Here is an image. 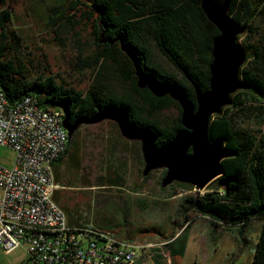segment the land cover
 <instances>
[{"label": "trees", "instance_id": "1", "mask_svg": "<svg viewBox=\"0 0 264 264\" xmlns=\"http://www.w3.org/2000/svg\"><path fill=\"white\" fill-rule=\"evenodd\" d=\"M6 1L0 0V86L10 105L27 95H34L45 109L65 107L71 122L90 118L105 108H125L133 124L149 128L157 135L156 145L160 146L183 129L180 105L168 94L156 96L148 88L137 85L132 61L121 49V43L140 60L146 74L184 89L195 107L192 82L202 91L209 88L212 41L220 32L202 9V0H68L69 9L79 12L92 26L95 49L87 57L79 56L82 65L91 73L86 89H79L57 76L48 66L41 67V62L25 51L21 35L11 27L12 11L6 7ZM259 12L264 14V0H230L226 12L233 24H245L243 32H248L247 46L255 47L253 52H247L241 44L255 70L241 68L239 75L247 85L248 97L259 103L246 104L241 95L243 90L235 91L231 103L210 118L209 138L221 139L232 152L231 156L221 160L223 173L217 177L218 184L202 194L191 192L193 185L180 181L160 187L162 192L172 190L168 197L186 193L176 208L182 220L170 237L174 238L168 244L172 255L182 254V247H171V244L186 232V227L196 216L207 218L212 227H235L241 245L248 223L260 220L250 264H264V45L259 49L248 41L253 35L252 20ZM75 13L69 14L67 9L58 16L71 22ZM156 55L165 58L173 71L164 68ZM171 107L178 110L173 123L161 118ZM233 109L243 113L250 125L238 124V113ZM91 124L81 123L79 127ZM79 127L67 139L54 163L55 178L62 189L78 185L83 162L82 157L78 159L79 149L75 145ZM115 128L118 139L124 140L116 124ZM117 145L111 144L113 155L115 147H122L120 143ZM66 160L74 164L70 165L68 174L59 175L57 169ZM165 171L163 168L162 175ZM148 175L142 174V180ZM98 185L122 190L125 188L124 171L117 167L114 176L109 173L105 182ZM54 199L64 207H70L67 206L70 196L66 191L57 189Z\"/></svg>", "mask_w": 264, "mask_h": 264}, {"label": "rangeland", "instance_id": "2", "mask_svg": "<svg viewBox=\"0 0 264 264\" xmlns=\"http://www.w3.org/2000/svg\"><path fill=\"white\" fill-rule=\"evenodd\" d=\"M6 7L12 11L11 27L21 35L25 51L32 53L41 62V67L48 66L54 74L79 89L89 86L91 73L82 65L79 56L87 57L95 49L92 26L79 12L69 9L68 0H7ZM67 9L69 14L75 13L71 22L58 16ZM251 27L253 35L248 41L261 49L264 45V14L259 12L253 18ZM247 33L238 34V43L244 45L247 52H253L255 47L247 46ZM156 57L164 68L173 71L165 58L160 55ZM251 61L245 58L240 69L255 70ZM239 90H243L241 95L246 104L258 105V101L248 97L247 87L236 91ZM235 113H238L235 116L238 124L250 125V120L243 113ZM177 115L178 110L171 107L164 111L161 118L173 123ZM115 124L110 119H104L79 127L75 145L79 149L78 159L82 157L83 162L78 174V185L58 188L70 196L69 208L56 202L64 210L69 225L82 224L99 230H111L118 232L119 236L133 237V242L140 244L169 241L172 233L178 229L176 225L182 220L176 208L181 196L186 193L179 192L168 197L167 194L172 190H160L163 168L151 171L142 180L144 162L140 141L123 136L124 140H119ZM118 141L122 147H115L113 155L111 144L119 145ZM13 160V150L0 145V163L10 165ZM71 164L74 163L69 160L63 162L57 169L59 175L68 174ZM117 167L124 171L125 188L118 190L116 187L98 185L105 182L109 173L114 176ZM217 184L216 177L203 190ZM174 187L180 189L179 186ZM191 192L195 191L192 189ZM260 226V220L248 223L242 234L244 242L241 245L235 227H212L207 218L196 216L186 227V232L171 244V247L183 248L182 254L175 256V264H250ZM28 248L24 242L9 253L0 248V264H38L30 256ZM154 248L153 252L146 248L143 255L144 250L139 249L140 261L154 264L157 260L160 262L159 249L170 252L168 244ZM162 264H170V261L166 260Z\"/></svg>", "mask_w": 264, "mask_h": 264}, {"label": "built area", "instance_id": "3", "mask_svg": "<svg viewBox=\"0 0 264 264\" xmlns=\"http://www.w3.org/2000/svg\"><path fill=\"white\" fill-rule=\"evenodd\" d=\"M63 119L61 108L45 109L34 95L10 105L0 86V145L14 152L10 165L0 163V248L9 253L24 242L38 264H134L139 249L168 244L68 224L54 199V163L67 141ZM193 191L204 190L193 185ZM159 254L170 261L169 250Z\"/></svg>", "mask_w": 264, "mask_h": 264}, {"label": "water", "instance_id": "4", "mask_svg": "<svg viewBox=\"0 0 264 264\" xmlns=\"http://www.w3.org/2000/svg\"><path fill=\"white\" fill-rule=\"evenodd\" d=\"M229 4L230 0H223L221 3L217 0L201 1L202 9L220 33L212 41L209 88L202 91L192 82L196 107L188 100L181 87L171 82L157 81L151 74H146L140 60L121 43V49L132 61L137 85L148 88L156 96L168 94L180 105L183 129L178 130L170 141L157 146V135L149 128L133 124L125 108H105L98 110L90 118L71 122L67 109L60 107L64 112L63 126L67 139H70L81 123L91 124L110 119L117 124L124 138L140 141L144 176L155 169L166 170L161 179L162 187L173 181H180L203 189L212 179L221 175V160L231 156L232 152L221 139L209 138L210 118L221 113L223 107L231 103V95L236 90L247 87L239 76L246 53L237 42V36L244 31L245 24H233L226 13Z\"/></svg>", "mask_w": 264, "mask_h": 264}, {"label": "crops", "instance_id": "5", "mask_svg": "<svg viewBox=\"0 0 264 264\" xmlns=\"http://www.w3.org/2000/svg\"><path fill=\"white\" fill-rule=\"evenodd\" d=\"M197 231V230H196ZM114 232V231H113ZM118 237H120V238H123V239H127V240H130V241H134V240H132V239H134L133 237H130V236H126V235H121V236H119V234H118V232H114ZM172 240H174V238H172V239H170V242L169 243H171L172 242ZM136 243V242H135ZM148 243V242H147ZM168 243V244H169ZM141 244H145V243H141ZM155 250V248H153L152 249V251L150 250L149 252H153ZM156 250H158V249H156ZM160 251V249L158 250V252ZM145 253V250L144 251H142V255ZM159 255V258H160V262H159V260H157L156 262H154V264H162V263H164V259H163V257L161 256L160 257V254H158ZM169 257H170V264H175V256H177V255H172L170 252H169V254H167ZM180 255V254H179ZM140 256H138V258H137V260H136V262L134 263V264H151V263H149V262H147V261H144L143 260V262H141L140 261ZM161 259H163V260H161ZM159 262V263H158ZM166 262V261H165ZM153 264V263H152Z\"/></svg>", "mask_w": 264, "mask_h": 264}]
</instances>
